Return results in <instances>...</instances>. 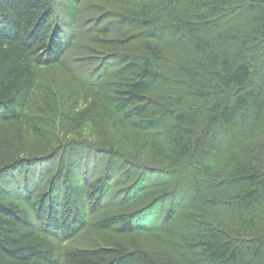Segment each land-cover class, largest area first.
I'll use <instances>...</instances> for the list:
<instances>
[{"label":"trees","instance_id":"trees-1","mask_svg":"<svg viewBox=\"0 0 264 264\" xmlns=\"http://www.w3.org/2000/svg\"><path fill=\"white\" fill-rule=\"evenodd\" d=\"M0 264H264V0H0Z\"/></svg>","mask_w":264,"mask_h":264},{"label":"rangeland","instance_id":"rangeland-1","mask_svg":"<svg viewBox=\"0 0 264 264\" xmlns=\"http://www.w3.org/2000/svg\"><path fill=\"white\" fill-rule=\"evenodd\" d=\"M159 212H160V207H158L156 209V212H155L154 215L157 216L158 214H160ZM146 218H144V221H147L149 225H153V223L155 222V219H154L155 217L152 215V217L149 216V217H146Z\"/></svg>","mask_w":264,"mask_h":264}]
</instances>
